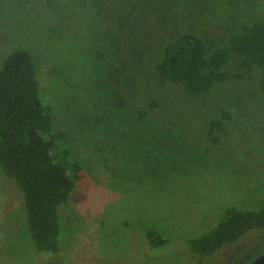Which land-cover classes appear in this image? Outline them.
Listing matches in <instances>:
<instances>
[{"label": "rangeland", "instance_id": "rangeland-1", "mask_svg": "<svg viewBox=\"0 0 264 264\" xmlns=\"http://www.w3.org/2000/svg\"><path fill=\"white\" fill-rule=\"evenodd\" d=\"M256 23L264 0H0V66L31 54L53 153L81 168L58 253L37 250L25 195L0 170V264H250L264 254V229L209 257L187 244L228 208H264V71L241 70L232 45ZM186 33L231 51L229 79L208 93L159 75L164 46ZM149 230L169 242L151 247Z\"/></svg>", "mask_w": 264, "mask_h": 264}, {"label": "trees", "instance_id": "trees-1", "mask_svg": "<svg viewBox=\"0 0 264 264\" xmlns=\"http://www.w3.org/2000/svg\"><path fill=\"white\" fill-rule=\"evenodd\" d=\"M232 45L243 58L241 70L264 71V23L245 25ZM230 59L229 48L219 46L210 51L201 38L186 33L164 46L157 69L167 81L200 95L229 79L223 68ZM51 125L33 58L27 50L18 49L0 66V170L17 182L25 195L29 230L37 250L58 253L61 207L70 202L81 168L54 155L56 136ZM255 229H264V208L232 207L219 226L188 239L187 244L195 254L209 257ZM147 238L153 248L169 242L155 230H149Z\"/></svg>", "mask_w": 264, "mask_h": 264}, {"label": "water", "instance_id": "water-1", "mask_svg": "<svg viewBox=\"0 0 264 264\" xmlns=\"http://www.w3.org/2000/svg\"><path fill=\"white\" fill-rule=\"evenodd\" d=\"M250 264H264V254H262L259 258H257Z\"/></svg>", "mask_w": 264, "mask_h": 264}]
</instances>
